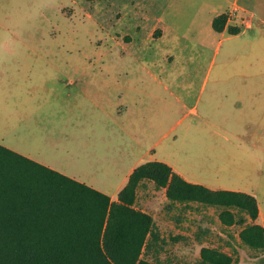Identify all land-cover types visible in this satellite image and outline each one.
<instances>
[{"label": "crops", "instance_id": "1", "mask_svg": "<svg viewBox=\"0 0 264 264\" xmlns=\"http://www.w3.org/2000/svg\"><path fill=\"white\" fill-rule=\"evenodd\" d=\"M24 4L30 7L35 2ZM203 6L206 22L210 25L207 33L216 39L214 56L205 70L201 89L195 94L199 101L210 79L203 106L199 108L196 102L190 107L187 103L179 105L180 97L175 104L163 105L171 113L181 112L178 119L188 113L199 117V122L203 123V141L189 146L188 142L198 137L185 139L188 130H184L180 141L177 138L170 141V154L156 157V146L166 133L159 132V119L149 112V107L156 106L155 102L149 103L152 95L149 89L147 93H139L138 103L133 106L135 96L131 83L117 84V77L109 66L79 64L76 58L70 63L67 47H53L50 35L35 36L29 31V12H20L21 3L2 0L0 143L107 193L111 199H117L133 168L147 161L145 159L165 161L191 182L213 189L247 192L227 184L244 182L245 178L255 176L250 174L252 152L264 151V0H205ZM228 10L233 13L225 28L213 29V17ZM160 23L163 37L170 27L162 20ZM228 26L240 30L231 33ZM221 47L224 57H234L235 62L223 63L211 74ZM242 52L252 54L254 62L239 63ZM172 57L168 53L163 55L168 61ZM157 82L163 89H170L167 82ZM153 95L158 102V93ZM232 124L243 127L249 139L241 138V130L231 127ZM212 135L227 139L231 135L237 141V148L225 150L213 145ZM71 146L81 147L79 154L95 167L113 169V177L106 180L97 172L86 171L85 164H74L76 160L70 158ZM180 152L183 156L189 154L188 165L177 157ZM219 152L222 162L213 166L209 160L213 153ZM193 153L197 166L191 165ZM236 153L238 157L243 155V164L223 163L225 157ZM258 206L256 222L264 227V211L260 203Z\"/></svg>", "mask_w": 264, "mask_h": 264}, {"label": "rangeland", "instance_id": "2", "mask_svg": "<svg viewBox=\"0 0 264 264\" xmlns=\"http://www.w3.org/2000/svg\"><path fill=\"white\" fill-rule=\"evenodd\" d=\"M2 0H0L1 2ZM35 2L27 7L25 2ZM21 3L20 12H29V31L38 36L40 33L50 35L53 47H67L72 58L79 64L111 67L115 73L117 84L128 81L133 87L138 103L139 93L149 92L150 114L159 119V132L166 133L156 146V157L169 152V143L173 138L182 139L181 132L188 130L185 139L188 145L203 141V123L192 113L181 117L180 113H171L163 105L194 103L203 106L204 98L210 87V79L201 91L199 101L195 94L200 91L204 74L214 56L216 39L207 33L205 0H15ZM2 16V14H0ZM160 20L165 22L170 31L162 37ZM201 31V32H199ZM181 35V36H180ZM38 43V42H37ZM168 53L170 61L163 58ZM234 57L225 58L223 47L215 56L211 74L223 63L232 64ZM254 62L252 54L242 52L239 63ZM167 82L170 89H163L157 82ZM145 86V87H144ZM172 90V91H170ZM158 93L159 101L155 95ZM124 98V95H118ZM167 100V101H166ZM196 100V101H195ZM242 132L241 138L249 139L239 124L230 125ZM177 134V137H173ZM80 141V140H78ZM211 142L221 149H236L237 141L229 135H212ZM80 145V143L78 142ZM71 148L70 158L74 164H85L84 169L98 173L103 179L113 177V169H102L92 165L85 156L79 154L81 147ZM177 151V149H176ZM220 151V150H219ZM210 163L218 166L222 162V153H213ZM192 166H197L193 153ZM227 156V155H226ZM187 165L191 160L189 154L177 156ZM225 157V156H224ZM253 167L247 181L228 183L229 186L243 188L253 193L264 211V151L252 152ZM148 160V159H145ZM202 160H204L202 158ZM244 163L243 155L225 157V162ZM134 205L150 213L153 218V229L147 237L142 256L155 264H209L203 263L200 250L203 246L216 247L229 253L232 264H257L262 261L264 251H257L243 242L240 231L251 220L245 211L237 207L210 205L199 201L170 200L164 187H160L150 179H141L136 188ZM229 209L235 214L236 221L226 225L219 214ZM264 213V212H263ZM243 218L242 222L237 219Z\"/></svg>", "mask_w": 264, "mask_h": 264}, {"label": "trees", "instance_id": "3", "mask_svg": "<svg viewBox=\"0 0 264 264\" xmlns=\"http://www.w3.org/2000/svg\"><path fill=\"white\" fill-rule=\"evenodd\" d=\"M227 20L226 12L214 16L213 29L223 30ZM141 179L164 187L170 200L245 211L251 222L239 236L264 251V227L256 222L259 206L252 193L213 189L186 180L165 161L147 160L133 168L117 199H111L0 143V264H155L142 256L154 223L150 213L134 205ZM219 217L226 225L236 221L229 209ZM200 257L209 264L233 262L229 253L210 246L201 248ZM257 264H264V257Z\"/></svg>", "mask_w": 264, "mask_h": 264}, {"label": "built area", "instance_id": "4", "mask_svg": "<svg viewBox=\"0 0 264 264\" xmlns=\"http://www.w3.org/2000/svg\"><path fill=\"white\" fill-rule=\"evenodd\" d=\"M233 10H234V9H233ZM232 13H233L232 10H228V11H226V14H227L228 18L232 15Z\"/></svg>", "mask_w": 264, "mask_h": 264}]
</instances>
